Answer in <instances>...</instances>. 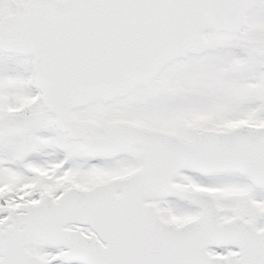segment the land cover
I'll return each mask as SVG.
<instances>
[{"label": "snow or ice", "instance_id": "obj_1", "mask_svg": "<svg viewBox=\"0 0 264 264\" xmlns=\"http://www.w3.org/2000/svg\"><path fill=\"white\" fill-rule=\"evenodd\" d=\"M0 264H264V0H0Z\"/></svg>", "mask_w": 264, "mask_h": 264}]
</instances>
